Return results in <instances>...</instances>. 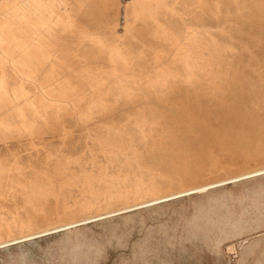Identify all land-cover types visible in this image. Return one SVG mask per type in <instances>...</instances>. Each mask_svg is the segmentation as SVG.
<instances>
[{
    "label": "rangeland",
    "instance_id": "rangeland-1",
    "mask_svg": "<svg viewBox=\"0 0 264 264\" xmlns=\"http://www.w3.org/2000/svg\"><path fill=\"white\" fill-rule=\"evenodd\" d=\"M89 1L76 18L104 45L65 39L75 72L86 57L106 75L105 106L85 117L80 99L31 130L0 127V264H264V174L149 203L264 167V0H163L154 18L128 15L131 0H118L115 18ZM257 113L259 134L246 136ZM102 136L125 146L120 162ZM154 149L170 170L146 159ZM103 171L136 176L145 191L83 209L91 199L73 177ZM46 178L52 194L33 211L22 187Z\"/></svg>",
    "mask_w": 264,
    "mask_h": 264
},
{
    "label": "bare ground",
    "instance_id": "bare-ground-1",
    "mask_svg": "<svg viewBox=\"0 0 264 264\" xmlns=\"http://www.w3.org/2000/svg\"><path fill=\"white\" fill-rule=\"evenodd\" d=\"M205 1H214V4H219L221 0ZM88 2L90 1L0 0V127L2 129L18 131L22 128V130H31L37 124V119L42 118L45 120L48 117L57 116L58 113L65 109L62 104L75 103L80 99L85 104L76 113L85 117L89 116L94 110H100L105 106L106 90L102 89L103 83L101 81L103 76L106 75L101 77V73L93 74L92 71H89L86 68V57L79 60V65L77 66L82 67L80 72H75L76 63L74 58L78 54L73 55L72 49L74 48L67 45L71 44V41H66L65 39L70 36L80 45L88 41L100 46L104 45L103 42L99 39H94L90 34L87 17L83 16L81 18L83 22H78L80 20L76 18V9L88 5ZM117 2L118 0H98V4L103 11L109 12L112 18H115L113 8L117 7ZM162 5L163 0H131L127 14H133L136 18H141L144 15L154 18L153 7L157 8ZM260 8H264V2L261 3ZM126 28L128 29V27ZM172 43L174 42L172 41ZM166 45L171 47L170 42L169 45L167 43ZM79 49L81 48H76V51H79ZM81 50H85L84 47ZM109 52L110 61L115 62L122 59L113 50H109ZM112 70L115 73L116 69L112 68ZM86 87L92 90V96L88 99L83 97L82 88ZM251 105H254V101ZM71 107L72 109L77 108L75 105ZM242 108L246 109V106ZM260 108L264 109V104ZM260 116L257 113L252 119H248L245 130L246 136H248V133L253 132H258L259 134L257 119ZM143 134L145 135V131H143ZM114 141L117 140L109 136H102L98 143L101 145L102 151L111 152L106 156L109 162H120L121 158L119 156L124 153L125 146L120 144L114 148ZM133 154L136 156L135 151H133ZM146 159L152 161L151 163L160 169L170 170L169 162L164 156H161L158 149L149 151ZM0 162L6 161L2 160ZM60 162L70 161L64 159V161ZM127 165L131 169L133 165H139V162ZM3 171V167L0 166V191L4 179ZM262 174H264V167L235 177L191 188L185 192H179L180 194L177 195H161L154 198L157 200L149 203L154 205L174 197L178 198V196L182 197L187 194L203 192L227 183H235ZM108 177L110 175L105 171L100 172L96 177L85 173H82L81 176L73 177L74 180L84 184L85 192L91 199L86 205L82 206L83 209L95 205L101 197L106 200H119L127 192L136 196L145 191L136 176L128 180H115V182L113 179L107 180ZM44 180V183L39 180L33 182L29 187H22L21 192L25 198L24 201L28 203L33 211L42 210L44 199L48 194H52V182L48 178ZM125 183L130 184L125 185ZM121 186L125 187V190L118 189ZM78 224H83V222L67 225L62 227L61 230ZM42 235L46 234L33 235L30 239H35L34 237ZM24 239H29V237ZM1 246L2 248L4 247V245Z\"/></svg>",
    "mask_w": 264,
    "mask_h": 264
}]
</instances>
